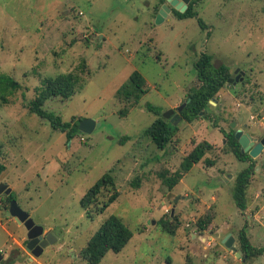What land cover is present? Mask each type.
Masks as SVG:
<instances>
[{
    "label": "rangeland",
    "instance_id": "374dc122",
    "mask_svg": "<svg viewBox=\"0 0 264 264\" xmlns=\"http://www.w3.org/2000/svg\"><path fill=\"white\" fill-rule=\"evenodd\" d=\"M165 4L0 0V76L20 84L9 104L0 107V165L5 167L0 183L12 189L36 225L58 239L40 258L33 257L25 227L5 217L10 206L0 196V264H87L82 250L113 215L134 236L121 253L109 252L100 264H187L188 255L194 264H205L211 255L220 264H264V255L243 263L215 237L228 229L237 235V226L245 224L232 192L249 163L226 147L225 134L237 122L233 130L264 138V0H201L194 7L206 30L198 18L179 20L172 12L157 23ZM202 54L211 55L215 67L244 72V79L227 84L205 116L194 123L181 120L172 144L160 150L144 136L157 119L149 106L163 118L182 106L200 85L195 65ZM84 62L88 68L76 94L45 105L64 122L91 119L100 125L68 142L27 105L48 79L80 73ZM135 71L146 80L138 104L117 97ZM203 142L213 146L207 158L214 165L203 160L170 190L164 177L181 171L184 158ZM253 160L256 174L245 216L252 243L264 248V151ZM108 173L121 195L101 214L90 208V216L81 201ZM137 179L139 187L133 185ZM208 214L215 220L201 233L197 222ZM169 217L178 219L175 234L162 229ZM200 237L216 241L205 250Z\"/></svg>",
    "mask_w": 264,
    "mask_h": 264
},
{
    "label": "trees",
    "instance_id": "16d2710c",
    "mask_svg": "<svg viewBox=\"0 0 264 264\" xmlns=\"http://www.w3.org/2000/svg\"><path fill=\"white\" fill-rule=\"evenodd\" d=\"M165 0H163L164 2ZM201 0L192 1L185 13H181L172 9V13L178 17L179 20L198 18L199 25L203 30L207 29L206 23L199 18L198 12L195 10V5ZM87 63L84 62L80 67V73H69L60 75L55 79H48L45 85L36 89L37 96L27 106L31 114L38 116L40 119L47 121L52 130L65 134L67 141H72L75 137L80 135L79 123L81 119H72L70 122H64L62 118L45 109L47 102L61 100L63 102L69 101L77 92V89L83 82L82 75L87 70ZM197 77L199 80V87L196 88L188 99L185 100L187 104L180 116L182 120L188 123H194L201 117L206 115L208 107L212 106L211 102L218 100V95L227 86L228 80L231 77V69L226 65L215 67L213 64V57L209 54H202L197 60L196 65ZM20 89V84L12 77L5 74L0 76V107L9 104L10 98ZM146 93V80L138 72L135 71L130 76V81L127 85L122 86L118 92L117 97L127 101H134L138 104L144 94ZM157 119L145 131L144 136L152 141V143L160 150H165L173 142V138L178 132V127H175L171 121L161 117L160 112L154 107L149 106ZM236 131L231 128L230 133L225 134L226 147L240 162L249 163L248 167L243 170L236 178L233 189V200L237 208L242 213L245 224L237 231V243L245 254V261L257 259L264 255V248L255 247L248 235L249 225L246 219L245 212L249 206V188L252 178L256 174V161L250 157L248 153H243L238 140L235 137ZM128 140V137L122 139ZM213 150V146L208 142L198 144L187 157L184 158L181 164V171L175 174L174 177H164V183L173 190L184 177V174L189 172L195 165L201 163L203 160L209 166H213L214 162L207 158ZM5 170L4 166L0 165V173ZM135 187L140 186V181L137 179L133 182ZM107 193L110 196L99 203V198ZM121 193L118 191L114 177L108 173L105 174L83 197L81 201L82 207L87 210L91 216V209L95 206L96 214L105 212L115 201L120 197ZM106 196V197H107ZM15 200L14 193L6 196V201L10 203ZM91 208V209H90ZM214 217L210 214L199 219L197 227L201 233H204L213 224ZM178 221L177 217L168 218L162 221V229L170 234H175L178 226L174 223ZM129 226L119 217L111 216L108 218L98 231L89 240L87 246L82 250L81 258L87 264H100L104 257L109 253L119 254L132 240L134 236ZM197 235V234H195ZM198 236V235H197ZM194 256L188 255V263L194 264Z\"/></svg>",
    "mask_w": 264,
    "mask_h": 264
},
{
    "label": "water",
    "instance_id": "95a60500",
    "mask_svg": "<svg viewBox=\"0 0 264 264\" xmlns=\"http://www.w3.org/2000/svg\"><path fill=\"white\" fill-rule=\"evenodd\" d=\"M167 2L168 5H163L157 15V23H161L164 18H166L172 12V8L180 11L181 13H185L190 0H167ZM238 72L239 70L230 77V79L228 80V84L233 83L234 78ZM241 73L242 76H245L244 72ZM211 104H214V102L212 101ZM186 105L187 104L184 103L177 110H169L167 113H165L164 119H170L171 123H173L176 127L177 124L182 120L180 114L182 113ZM240 121H243V118H240ZM236 125L237 122L233 123L231 125V128L234 129ZM99 126V124L91 119L81 120L79 123V132L81 134L91 135ZM235 137L241 146L242 152L248 153L253 159L260 156L264 151V139H262L260 142H257L256 140L252 139L250 135L245 134L243 130H237L235 133ZM12 193V189L7 184L0 183V196H10ZM172 214H174V210L172 211ZM5 217L14 218L20 226L25 227L28 238L26 249L35 258H40L45 249L50 245L56 243V241L58 240L54 233H45L43 227L36 225L30 215L19 207L16 200L11 201L10 208L5 213ZM223 245L226 249L231 251L237 259H243L245 257V254L242 252V250L238 249L236 239L232 235V233H228L226 235V237L223 239ZM2 259L3 256L0 254V262Z\"/></svg>",
    "mask_w": 264,
    "mask_h": 264
},
{
    "label": "crops",
    "instance_id": "0c3cea01",
    "mask_svg": "<svg viewBox=\"0 0 264 264\" xmlns=\"http://www.w3.org/2000/svg\"><path fill=\"white\" fill-rule=\"evenodd\" d=\"M257 171H259V169H257ZM257 198H259V196H257ZM231 225H227L226 227H224L223 228V230H225V229H228L229 227H230ZM238 228L237 229H240L241 228V226H237ZM228 233H232V235L235 237V239H236V244H237V247H238V249H240L239 248V246H238V243H237V235H235L234 234V231L233 230H227V231H220V232H218L217 233V235L215 236L216 237V239H218V240H220V243L223 245V239L226 237V235L228 234ZM248 235H249V233H248ZM193 238H197V235H193ZM205 239L206 241V243H204V246H206V247H204L205 248V250L208 248V246H211L212 245V241L213 240H215L216 241V239L215 238H213V237H207V238H205V237H200V241L201 242H203L202 241V239ZM249 238H250V240H251V237L249 236ZM252 242V241H251ZM253 244V243H252ZM254 245V244H253ZM255 246V245H254ZM255 247H257V246H255ZM222 248L223 249H226L225 248V246L223 245L222 246ZM204 257L205 258H208L209 256L207 255V254H204ZM264 257V256H263ZM236 258V257H235ZM237 259V258H236ZM242 261H243V263L245 262V259H242ZM205 262V264H220V262H218L217 261V259L215 260L214 258H213V256L211 255L210 257H209V260L208 261H204Z\"/></svg>",
    "mask_w": 264,
    "mask_h": 264
},
{
    "label": "flooded vegetation",
    "instance_id": "af4514ba",
    "mask_svg": "<svg viewBox=\"0 0 264 264\" xmlns=\"http://www.w3.org/2000/svg\"><path fill=\"white\" fill-rule=\"evenodd\" d=\"M236 71H238V70H234L233 73L231 74V76H232L233 74H235ZM241 72H242V71L239 70V72L236 74V76H235V78H234L235 81H239L240 79H241V80L244 79V76L241 75V74H242ZM252 139H254V138L252 137ZM263 139H264V138H263ZM254 140H256L257 142H260V141H261V140L258 141L257 139H254ZM2 196H3V195H2Z\"/></svg>",
    "mask_w": 264,
    "mask_h": 264
},
{
    "label": "built area",
    "instance_id": "2783aa9c",
    "mask_svg": "<svg viewBox=\"0 0 264 264\" xmlns=\"http://www.w3.org/2000/svg\"><path fill=\"white\" fill-rule=\"evenodd\" d=\"M83 140V139H82Z\"/></svg>",
    "mask_w": 264,
    "mask_h": 264
}]
</instances>
